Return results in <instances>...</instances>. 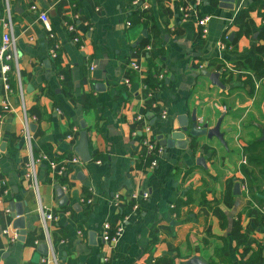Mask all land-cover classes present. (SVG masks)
<instances>
[{
  "label": "crops",
  "instance_id": "0c3cea01",
  "mask_svg": "<svg viewBox=\"0 0 264 264\" xmlns=\"http://www.w3.org/2000/svg\"><path fill=\"white\" fill-rule=\"evenodd\" d=\"M157 1L150 0V11L158 34L145 20L127 24L132 0H0V44L9 31L4 25L8 5L18 50V63L9 73L11 91L0 66V101L6 99L11 108L0 119V264H55L42 263L48 251L39 250L46 244L41 205L55 216L47 229L57 264H156L165 256L169 260L162 264H187L194 257L209 264H248L255 251L260 252L255 264H264L259 210L264 205L252 197L247 178L249 172L259 178L249 148L263 141L264 75H253L252 85L246 72L247 61L260 57L257 47L264 43L259 38L264 0H236L233 9L219 0H201L190 17L180 9L194 0H170L165 2L173 11L168 19L159 16ZM242 11L248 13L250 35L239 32L236 17ZM41 12L60 41L56 59L50 57ZM204 16H210L205 37L197 23ZM68 24L76 26L84 48L73 42ZM225 34V48H220ZM148 37L152 48L142 49ZM155 66L158 90L148 88ZM202 70L219 72L222 86ZM23 105L37 148L50 147L46 153L60 162L74 155L81 159L63 178L48 163L38 164V192L26 177L30 157ZM140 114L164 147L153 170L142 142L143 122L136 121ZM193 114L209 128L220 122L224 139L204 135L186 149L176 141L169 144L178 118ZM82 124L91 154L87 162L75 151ZM63 184L64 204L57 191ZM260 189L264 192V182ZM144 192L149 197H140L138 212L124 222L132 195ZM85 196L92 204L81 203ZM11 205L28 223L24 240L13 227ZM108 222L124 227L113 246L103 238Z\"/></svg>",
  "mask_w": 264,
  "mask_h": 264
},
{
  "label": "built area",
  "instance_id": "2783aa9c",
  "mask_svg": "<svg viewBox=\"0 0 264 264\" xmlns=\"http://www.w3.org/2000/svg\"><path fill=\"white\" fill-rule=\"evenodd\" d=\"M202 3L201 0H194L192 4L189 6H182L181 7V12L184 14L185 17H190L191 12L194 10L195 7L199 6ZM151 2L150 0H132V11L136 9H140L142 12H147L151 10ZM7 20L5 22V26L9 29L8 32H6L3 35L2 42L0 44V66H1V72L3 75V82L5 89L7 91H11V85H10V77L9 73L12 70L14 65H17L18 63V50H17V44H16V38L12 34V21H11V12L10 8L7 5ZM40 19L44 24V27L48 33V40H49V45H50V57L53 59L58 58L59 55V50H60V41L57 39V36L55 32L53 31L49 17L46 12H41L40 13ZM210 16H204L198 20V25L201 28L202 35L205 37L208 34V22H209ZM128 25H131V21L127 22ZM68 31L72 34V40L75 43H78L81 48H84V45L81 42V36L77 32V28L74 24H68L67 25ZM228 36L225 35L222 41H220L219 47L220 48H225V42L224 40L227 39ZM152 47L151 45L147 46V49L150 50ZM134 68H138V65L133 63L132 64ZM163 75L160 74L159 78L162 79ZM128 82V81H127ZM0 107L2 111L0 112V119H2L3 115L5 112H8L11 110L10 105L6 99H3L0 101ZM23 137L24 141L26 144V148L30 157V161L28 164V171L26 172V177L29 179H32L34 181L33 187L34 189L38 192V183L36 180V166L40 164L41 162H46L49 164L50 168L53 170L55 173L56 177L58 178H63L67 170L72 163H79L81 162L80 157L74 155L68 162H60L54 158H52L48 153L44 151H40L39 148L35 146L34 143V134L32 131V123L28 119L27 112H26V107L23 105ZM162 118L165 119L168 116L167 110H164L162 112ZM136 121L139 123H142L143 127L142 130L144 132V138H143V146L145 148V154L148 156L150 159V169H155L158 166L159 163V158L163 155L164 153V147L160 145L157 140L152 136L151 130L152 127L148 120L145 118L143 114H140L136 117ZM68 137L71 139L73 137L72 134H69ZM100 162V161H99ZM245 162V160H244ZM63 189H67L66 185H62ZM142 197L143 199H147L149 197L148 193H142V195L138 194H133L132 195V200H134V203L130 206L129 211L126 212L124 216V222L128 221L130 217L134 214V212H138L140 208L139 204V198ZM39 198V194H38ZM81 203H87V204H92V198L90 196H85L81 198ZM119 197H115V204L118 205L119 203ZM260 211L264 213V207L259 208ZM39 218L45 228V242L48 246V257H45L42 260V263L46 262H55L57 264V257L55 254V248L51 239V236L48 232V222L50 220H54L55 216L53 213L49 212L46 210L42 205L40 206L38 210ZM80 235H82V231L78 232ZM124 233V227L122 225L113 227L111 224L108 222L105 225L104 231H103V238L106 242H108L110 245H115L118 240L122 237ZM18 236V235H17ZM15 238V236H14ZM36 244L39 243V240L35 241Z\"/></svg>",
  "mask_w": 264,
  "mask_h": 264
},
{
  "label": "trees",
  "instance_id": "16d2710c",
  "mask_svg": "<svg viewBox=\"0 0 264 264\" xmlns=\"http://www.w3.org/2000/svg\"><path fill=\"white\" fill-rule=\"evenodd\" d=\"M170 0H158L157 1V9H158V14L161 18L168 19L170 16L173 15V11L170 6H166L165 2H168ZM184 2V1H183ZM260 4L261 2H256V4ZM188 3H183V6H186ZM255 4V5H256ZM263 4V3H261ZM252 4V6H255ZM150 11V10H149ZM148 15H144L140 9H136L133 11V13L130 15V21L131 23H138L140 21H148L152 23L153 31L155 34H158L160 31L156 27V19H155V13L154 12H149ZM144 15V16H143ZM248 13L246 11H242L237 17H236V22L240 25V34L244 35H250L251 30L250 26L247 21ZM226 35V34H225ZM224 35V37H225ZM223 37V38H224ZM259 38L264 42V30L260 32ZM225 39L224 41H226ZM151 38H144V40L141 43V48L146 49V47L150 44ZM258 52H260V57L256 59H249L247 62H250L246 66V72L248 74L249 82H251L252 85H254L253 82V75H264V43L262 45H259L257 47ZM152 54V53H150ZM155 70L154 72L151 73V75L148 78V88L149 89H156L158 90L160 88L161 83L158 81V68L157 66L154 67ZM254 73V74H252ZM11 78V75H9ZM249 148L250 151V157H249V162L251 165L254 167H257L259 169V178L254 172H249L248 173V185L250 192L252 194V197L259 201L261 205H264V200L262 199L264 197V192L262 189H260L261 184L264 182V141H257L253 143ZM42 150L44 152L50 151V147L47 146H41ZM38 147V148H41ZM52 158L56 159L55 156ZM97 159H99V156H96ZM58 159V158H57ZM257 181L260 183H257ZM259 184V185H258ZM255 187H257V191L255 190ZM260 257V252L255 251L254 254H252V257L248 261V264H255L256 261ZM169 258L167 256L160 258L156 264H162L168 262Z\"/></svg>",
  "mask_w": 264,
  "mask_h": 264
},
{
  "label": "water",
  "instance_id": "95a60500",
  "mask_svg": "<svg viewBox=\"0 0 264 264\" xmlns=\"http://www.w3.org/2000/svg\"><path fill=\"white\" fill-rule=\"evenodd\" d=\"M220 5L223 7H228L230 9L234 8V4L236 0H219ZM202 73L206 76L210 77L212 82L216 85L222 86V82L220 81V73L219 72H208L206 70H202ZM179 120V127L176 128L175 125L172 127V131L168 134V143L172 144L173 141H176V147L181 149H186L190 143L195 142L201 136H207L208 138H212L214 136L218 137L219 139L223 140L224 136L220 132V122L214 127L209 128L208 122H201L197 119L196 114H193L191 119H188L186 116H180ZM34 126V125H33ZM83 131L80 133V139L78 145L75 147V151L78 155L81 156L84 162H87L91 159V154L89 151V140L88 135L85 130V124H82ZM264 141V134L261 138ZM199 161H203V158H200ZM240 184H235V194L240 193L239 191ZM59 198L62 199V204L68 202V197L65 196L63 188H59L58 190ZM13 205V204H12ZM11 205V217L14 219L13 227L18 230V235L20 240H24L27 234L26 227L28 223L26 222V218L20 214L16 213ZM39 250L44 254L48 251V246L45 243L39 245ZM187 264H209L207 262L202 261L199 257H194Z\"/></svg>",
  "mask_w": 264,
  "mask_h": 264
}]
</instances>
